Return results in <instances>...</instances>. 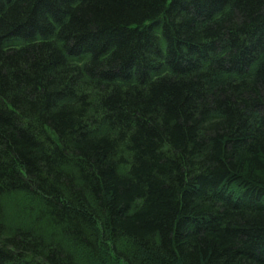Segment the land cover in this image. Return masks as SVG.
I'll list each match as a JSON object with an SVG mask.
<instances>
[{
	"label": "trees",
	"instance_id": "16d2710c",
	"mask_svg": "<svg viewBox=\"0 0 264 264\" xmlns=\"http://www.w3.org/2000/svg\"><path fill=\"white\" fill-rule=\"evenodd\" d=\"M0 264H264V0H0Z\"/></svg>",
	"mask_w": 264,
	"mask_h": 264
}]
</instances>
